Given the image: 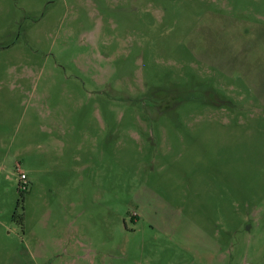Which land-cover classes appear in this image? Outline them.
<instances>
[{"label":"rangeland","instance_id":"rangeland-1","mask_svg":"<svg viewBox=\"0 0 264 264\" xmlns=\"http://www.w3.org/2000/svg\"><path fill=\"white\" fill-rule=\"evenodd\" d=\"M0 264H264V0H0Z\"/></svg>","mask_w":264,"mask_h":264},{"label":"trees","instance_id":"trees-1","mask_svg":"<svg viewBox=\"0 0 264 264\" xmlns=\"http://www.w3.org/2000/svg\"><path fill=\"white\" fill-rule=\"evenodd\" d=\"M22 180V179H21ZM23 181V180H22ZM23 188H20V192H24V190H27V185L23 184L22 186ZM23 189V190H22Z\"/></svg>","mask_w":264,"mask_h":264},{"label":"built area","instance_id":"built-area-1","mask_svg":"<svg viewBox=\"0 0 264 264\" xmlns=\"http://www.w3.org/2000/svg\"><path fill=\"white\" fill-rule=\"evenodd\" d=\"M21 178H22L23 180H25V179H26V176L23 174V175H21Z\"/></svg>","mask_w":264,"mask_h":264}]
</instances>
